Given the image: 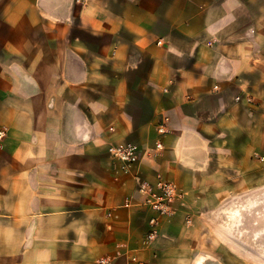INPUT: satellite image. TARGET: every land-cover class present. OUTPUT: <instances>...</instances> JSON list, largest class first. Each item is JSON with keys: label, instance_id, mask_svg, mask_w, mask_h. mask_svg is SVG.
<instances>
[{"label": "crops", "instance_id": "0c3cea01", "mask_svg": "<svg viewBox=\"0 0 264 264\" xmlns=\"http://www.w3.org/2000/svg\"><path fill=\"white\" fill-rule=\"evenodd\" d=\"M0 131V264H264V0H0Z\"/></svg>", "mask_w": 264, "mask_h": 264}, {"label": "built area", "instance_id": "2783aa9c", "mask_svg": "<svg viewBox=\"0 0 264 264\" xmlns=\"http://www.w3.org/2000/svg\"><path fill=\"white\" fill-rule=\"evenodd\" d=\"M166 119L158 126V133L162 136L167 133L165 123ZM6 137L4 131H0V142ZM157 149L162 150L163 145L161 142L157 143ZM111 153L114 160L120 162L121 169L127 172L132 164L138 159V154L123 147L111 148ZM140 192L147 195L146 203L149 208L154 212V216L149 220V231L146 235V241H153L157 236V229L161 218L172 214L174 204L181 198L178 187L174 182L158 177L154 188L144 184L140 188ZM109 257L102 258L100 264H111ZM136 264H142L136 258L133 259Z\"/></svg>", "mask_w": 264, "mask_h": 264}]
</instances>
